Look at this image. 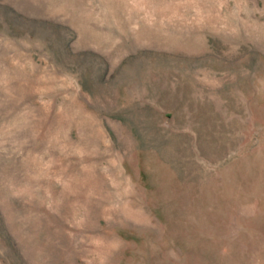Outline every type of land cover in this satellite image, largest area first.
Listing matches in <instances>:
<instances>
[{
    "label": "rangeland",
    "instance_id": "rangeland-1",
    "mask_svg": "<svg viewBox=\"0 0 264 264\" xmlns=\"http://www.w3.org/2000/svg\"><path fill=\"white\" fill-rule=\"evenodd\" d=\"M0 264H264V0H0Z\"/></svg>",
    "mask_w": 264,
    "mask_h": 264
}]
</instances>
